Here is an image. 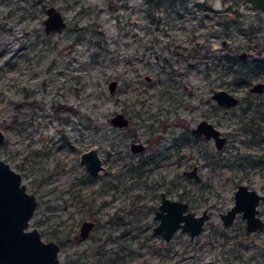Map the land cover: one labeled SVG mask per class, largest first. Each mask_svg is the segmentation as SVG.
<instances>
[{"label":"rangeland","instance_id":"1","mask_svg":"<svg viewBox=\"0 0 264 264\" xmlns=\"http://www.w3.org/2000/svg\"><path fill=\"white\" fill-rule=\"evenodd\" d=\"M50 5L60 32L45 30ZM263 41L264 11L242 0H0L1 156L39 200L30 228L71 240L60 264H264V227L221 217L238 183L264 193V140L244 128L261 118L264 130V92L249 90L264 81ZM220 88L241 104L220 105ZM117 112L128 126L113 125ZM202 118L231 135L223 148L193 132ZM92 146L97 175L80 160ZM195 163L200 179L181 173ZM163 190L208 209L200 233H153ZM86 218L97 225L77 240Z\"/></svg>","mask_w":264,"mask_h":264},{"label":"water","instance_id":"2","mask_svg":"<svg viewBox=\"0 0 264 264\" xmlns=\"http://www.w3.org/2000/svg\"><path fill=\"white\" fill-rule=\"evenodd\" d=\"M253 7L264 11V0H247ZM46 32L62 31L67 26V20L62 12L54 5L47 7V16L44 19ZM264 47V45H263ZM244 55L245 52H242ZM117 79L109 82V88L114 91ZM252 91L263 92L264 81H256L250 87ZM212 97L224 106L238 104L240 98L225 88L215 89ZM114 125L125 126L129 120L123 113H117L111 119ZM195 132L203 133L206 137H213L216 146L221 148L226 137L220 135V129L207 119L199 121L194 128ZM6 141L5 132L0 129V264H60L61 243L54 239L45 240L37 227L30 228V220L39 204L37 196L27 189L19 171L1 156L2 145ZM144 148L142 143L134 142L132 149L139 151ZM81 162L92 175L104 169L98 148L93 146L81 153ZM189 177L199 178L198 166L183 171ZM154 218L159 222L153 227V233L170 240L176 230L181 228L187 231L190 237L200 233L209 218L207 209L196 214L189 209V204L180 199L170 198L165 193ZM264 199L256 189L249 188L245 183L239 184L235 192V203L226 212L221 214L224 223L230 224L237 212H242L247 221V229L255 230L264 225L263 219L257 215L260 198ZM94 219H84L76 234L77 240L90 236L95 228Z\"/></svg>","mask_w":264,"mask_h":264},{"label":"flooded vegetation","instance_id":"3","mask_svg":"<svg viewBox=\"0 0 264 264\" xmlns=\"http://www.w3.org/2000/svg\"><path fill=\"white\" fill-rule=\"evenodd\" d=\"M242 1H245L246 3H248V4H250V5H252L249 1H247V0H242ZM257 8V7H256ZM263 45H264V41H263ZM263 45H262V47H263ZM256 49H257V47H255ZM263 50H264V47L262 48ZM259 51V50H258ZM261 51V50H260ZM242 52H245V54L243 55L242 54ZM241 53H240V55L243 57V58H245L246 60L247 59H251V57L253 56V53H251V52H247V51H242ZM255 60L256 61H261L262 59H260V58H255ZM111 81V80H110ZM118 81V80H117ZM259 81H262V80H259ZM254 83V82H253ZM252 83V84H253ZM252 84L251 85H249V90H250V92H256V91H252L251 89H250V87L252 86ZM117 86H118V82H117ZM117 86H116V88H115V90L117 89ZM185 86H186V88H188L189 89V91L190 92H192L193 91V88H191V87H189L188 85H186L185 84ZM114 90V91H115ZM215 90V89H214ZM213 90V91H214ZM111 91V90H110ZM114 91H111V92H114ZM231 92V91H230ZM264 92V91H263ZM259 93V92H258ZM238 96V95H237ZM239 98H240V100H239V102H238V104H236V105H233V106H237V105H239V104H241V102H242V98L239 96ZM221 105V104H220ZM222 106H224V105H222ZM233 106H225V107H227V108H229V107H233ZM117 113H123V112H117ZM116 113V114H117ZM116 114H114L113 116H115ZM124 114V116L125 117H127L128 118V120L130 121V119H129V117L128 116H126V114L125 113H123ZM112 116V117H113ZM112 117H111V119H112ZM262 118H264V117H262ZM110 119V120H111ZM202 119H207V118H202ZM202 119H200L199 121H201ZM207 120H209V119H207ZM199 121L196 123V125H194L193 127H192V129H193V132L194 133H197V134H201V135H204L205 137H206V135L205 134H203V133H199V132H195L194 131V128L197 126V124L199 123ZM210 121V120H209ZM263 120L260 118V120L259 121H257V120H255L254 118H253V120H249L248 122H246L245 124L246 125H244V128H247V130H249V131H251V132H255V134L256 135H259V134H262V135H259L258 137H260L262 140H264V130L262 129L263 128V122H262ZM112 122V121H111ZM212 122V121H211ZM214 123V122H213ZM128 124H129V122H128ZM128 124L127 125H125V126H128ZM215 124V123H214ZM114 125V124H113ZM115 126H118V125H115ZM215 126H217L216 124H215ZM118 127H124V126H118ZM218 127V126H217ZM219 128V127H218ZM254 128V129H253ZM220 129V128H219ZM252 130H254V131H252ZM220 131H221V129H220ZM220 135H222V136H225L226 137V141H225V143L223 144V146L221 147V148H223L229 141H230V139H231V135L229 134H224L222 131L220 132ZM206 138H208V137H206ZM213 139L214 140V138L213 137H209V139ZM253 140H255V141H257V139L256 138H254ZM215 141V140H214ZM134 142H138V143H142V142H140V141H136V140H134V141H132L131 142V147H132V144L134 143ZM216 143V142H215ZM143 145H144V148L143 149H141V150H139V151H142V150H145L146 148H147V145L145 144V143H142ZM93 147V146H92ZM97 147V146H96ZM98 148V147H97ZM219 148V147H218ZM134 151V150H133ZM98 152H99V149H98ZM99 155H100V153H99ZM101 156V155H100ZM102 158V157H101ZM102 163H103V159H102ZM104 165V164H103ZM195 165H197L198 166V164H193L191 167H189V168H185V169H192ZM104 167H105V165H104ZM106 168H104V169H101L97 174H99L102 170H105ZM185 169H182V171H181V173L183 174V175H186L187 177H189L187 174H185L183 171L185 170ZM198 173H199V166H198ZM97 174H94V175H97ZM199 175H200V173H199ZM194 177V176H193ZM195 179H200L201 178V175H200V177L199 178H196V177H194ZM241 183H244V182H240V183H238V185L236 186V188H235V191H234V203H235V192H236V190H237V188H238V186H239V184H241ZM249 188H252V187H250L247 183H245ZM255 189V188H254ZM259 192V191H258ZM163 193H165L168 197H170V198H175V197H171L170 195H169V193L167 192V191H165V190H163V191H161V193H160V201H159V203H158V205H157V208L155 209V211L158 209V207H159V204H160V202H161V200H162V194ZM260 193V192H259ZM261 195H264V193H260ZM176 199H179V198H176ZM180 200H183V199H180ZM184 201H186V200H184ZM188 204H189V202L188 201H186ZM234 203L232 204V205H234ZM261 203H264V199L261 197L260 198V200H259V203L257 204V208H258V213H257V215H259L260 216V214H259V207H260V205H261ZM232 205L230 206V207H232ZM229 207V208H230ZM229 208H227L226 209V211L229 209ZM189 209H190V207H189ZM204 210V209H203ZM208 210V209H207ZM226 211H222L221 212V214L223 213V212H226ZM208 213H209V217H210V212L208 211ZM241 213V215H242V212H237L236 213V215H235V217H234V219H233V221L235 220V218L239 215ZM154 215H155V212H154ZM243 216V215H242ZM154 217V216H153ZM222 217V216H221ZM261 217V216H260ZM262 219H263V217H261ZM86 219H92V218H86ZM94 219V218H93ZM155 219V218H154ZM209 219V218H208ZM223 219V218H222ZM246 219V218H245ZM95 221H96V219H94ZM157 222H156V224L159 222V219H155ZM207 221V220H206ZM232 221V222H233ZM263 221H264V219H263ZM223 222H224V220H223ZM231 222V223H232ZM82 223V222H81ZM206 223V222H205ZM230 223V224H231ZM155 224V225H156ZM230 224H228V225H230ZM96 225H97V221H96ZM96 225H95V227H96ZM154 225V226H155ZM224 225H226L225 223H224ZM153 226V227H154ZM227 226V225H226ZM262 227H264V225L262 226ZM261 227V228H262ZM246 228H247V221H246ZM179 229V228H178ZM177 229V230H178ZM260 228H257V229H255V230H248V231H256V230H259ZM94 230V229H93ZM176 230V231H177ZM153 231V230H152ZM79 232V231H78ZM175 234V233H174ZM155 235H158V234H155ZM190 235V234H189ZM162 237V236H161ZM173 237V236H172ZM84 240V239H83ZM166 241H168V240H166Z\"/></svg>","mask_w":264,"mask_h":264},{"label":"trees","instance_id":"4","mask_svg":"<svg viewBox=\"0 0 264 264\" xmlns=\"http://www.w3.org/2000/svg\"><path fill=\"white\" fill-rule=\"evenodd\" d=\"M65 242H71V240L70 239H67L65 241H61L60 243H61V245H63Z\"/></svg>","mask_w":264,"mask_h":264}]
</instances>
